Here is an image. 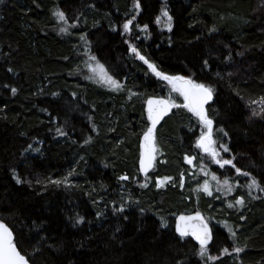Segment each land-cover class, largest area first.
<instances>
[{"label": "trees", "instance_id": "16d2710c", "mask_svg": "<svg viewBox=\"0 0 264 264\" xmlns=\"http://www.w3.org/2000/svg\"><path fill=\"white\" fill-rule=\"evenodd\" d=\"M139 4L138 12L134 0L0 6V217L32 264H264V113L252 116L264 97V0ZM165 4L171 30L156 23ZM90 56L122 87L98 82ZM140 56L212 88L205 110L214 140L229 149L217 159L235 167L198 147L207 128ZM151 96L180 107L159 125L155 165L143 175ZM213 174L233 185L229 197L204 191ZM253 177L260 188L248 187ZM242 194L244 206L226 205ZM195 210L214 228L203 257L174 227L179 213Z\"/></svg>", "mask_w": 264, "mask_h": 264}, {"label": "snow or ice", "instance_id": "6c2138e0", "mask_svg": "<svg viewBox=\"0 0 264 264\" xmlns=\"http://www.w3.org/2000/svg\"><path fill=\"white\" fill-rule=\"evenodd\" d=\"M134 8L137 10V12L140 9L139 0H134ZM55 17L58 21H62L65 24H67V18L65 16V13L63 11L57 10L54 13ZM166 17V26L169 30H171V21L172 16L169 15L166 4L162 6L161 8V15L156 17V23H161V18ZM135 19V16L132 17V19L127 20L123 28L125 31L130 30V25L132 24V21ZM148 25H144L142 30H147ZM61 32H67V27H62L60 29ZM84 37H81L83 39ZM133 53H139L137 52V49L135 47H132L130 49ZM141 60H144L146 64H148V67L152 70L153 73L157 77H160L164 81H167L168 84L172 86V90L180 93V95L184 98V105L183 107H186L189 109V111L193 112L200 120V122L207 128L206 133H202L200 138L197 141L198 147L202 148L206 153H209L214 160L215 163L219 164L221 167H224L225 165H232V167H235L233 164V161L231 159H217L219 156V152L215 149V141L213 140V120L209 119L206 110H205V104L212 99V88L210 86H206L203 83H197L190 77H184L181 75H167L157 69V67L154 64L149 63L144 56L139 57ZM90 60L95 61V66L92 64H88L87 66L98 75V82H102L105 84H108L109 86L119 89L122 87V85L115 80L111 75L108 74L107 70L104 68V65L100 64L98 60H96L95 56H90ZM207 63V62H205ZM89 79H92V77H88ZM12 92L15 93L16 89L13 88ZM251 103H257V101H252ZM262 105L260 108V111L257 112L255 109L252 111V116H260L262 113H264V97H261L258 101ZM148 105V118L152 121V126L147 129V131L144 133V141H145V147L146 151L142 153L140 158V167L141 170L144 172H147L148 168L152 164V151L154 150L151 147V141L153 140V133L155 125L158 123L161 116H163L167 111H169L173 107H180V105H176L174 103H171L169 100L165 99H148L147 101ZM222 131V129H221ZM57 132L63 135L64 133L61 132L60 129H57ZM226 136L227 133H224ZM87 142V141H86ZM31 147V145H29ZM223 151L227 152L229 149L221 145L220 146ZM38 151V150H37ZM191 163V159L188 161ZM237 173H241V169L236 168ZM242 175L248 176L249 173L243 172ZM71 175V173H69ZM15 176V173H14ZM17 180V183H20L19 177H15ZM215 179V177H213ZM65 180L67 177L64 178ZM121 179H127V177H121ZM170 178H165V180ZM63 181L56 180L51 181V183L59 185ZM161 181L160 183H162ZM227 183V181H225ZM147 186V185H145ZM159 186V185H158ZM249 188H260V184L256 180V178H252L251 183L248 185ZM231 191V188L228 189ZM262 191H264V188H261ZM204 191L208 193V195H211V192L208 189L207 182H205L204 185ZM243 198H239L236 200V204H243ZM229 207H233L232 204H229ZM122 210V209H121ZM188 220H196L199 221L200 226L199 227H192L191 235L195 236L196 240L199 242L200 245V256L207 255L208 249L207 245L209 241L212 239L211 231L208 228L207 223L203 221V218L200 216L199 213L196 214L195 217H185L180 216L179 221L181 223H178L176 226V231L179 232L181 237H185L189 235V229L188 226L183 223ZM83 221V217H78L76 222L80 223ZM229 232H232V229L229 228ZM235 235V233H232ZM235 252H240V248H235ZM224 253L228 252V249H223ZM209 260H214L216 257L208 256ZM0 264H29L28 259H26L25 255H22L20 251L17 250V246L14 243L13 238V232L10 230L7 224H5L3 221H0Z\"/></svg>", "mask_w": 264, "mask_h": 264}, {"label": "water", "instance_id": "95a60500", "mask_svg": "<svg viewBox=\"0 0 264 264\" xmlns=\"http://www.w3.org/2000/svg\"><path fill=\"white\" fill-rule=\"evenodd\" d=\"M165 99V100H169V98L165 97V96H151L149 97L148 99ZM148 99L146 100L145 102V111H146V117H147V120H148V128L152 126V121L149 120L148 118V105H147V101ZM170 101V100H169ZM211 100H209L206 104H205V108H206V105L210 102ZM171 102V101H170ZM172 103V102H171ZM174 107L171 108L169 111H167L163 116H161V118L159 119L158 123L155 125V128H154V133H153V140L151 141V147L154 149L152 151V164L151 166L148 168L147 172H144L141 170V167H140V158H141V155L142 153H144L146 151V147H145V141H144V134L141 138V142H140V158H139V170L141 172V174L143 175H146L148 174L153 168H154V165H155V161H156V155H157V145H156V133H157V129L159 127V125L163 122V120L172 113ZM147 128V129H148ZM147 131V130H146ZM145 131V132H146ZM199 213L200 216L203 218V221L205 223H207L208 225V228L210 229L211 231V235H212V239L209 241L208 245H207V248L211 246L213 240H214V228H213V225L211 224V222L208 220V218L206 217V215L201 211V210H195V211H192V212H182V213H179L176 218H175V223H174V227H175V231H176V226L178 223H181L179 221V217L180 216H185V217H195L196 214ZM0 221H3L5 224H7L1 217H0ZM185 223L187 226H188V229H189V235L188 236H185V237H189L191 238L196 244L199 245V242L196 240L195 236L191 235V230H192V227H199L200 224H199V221H196V220H188V221H185L183 222ZM8 225V224H7ZM8 227L10 228V230L13 232V238H14V243L16 244L15 242V235H14V231L12 230V228L8 225ZM176 233L180 236L179 232L176 231ZM17 246V250L20 251L18 245L16 244ZM200 246V245H199ZM20 253L22 254V252L20 251ZM24 255V254H22ZM26 259L27 256H25ZM29 261V264H32V262L28 259Z\"/></svg>", "mask_w": 264, "mask_h": 264}, {"label": "rangeland", "instance_id": "374dc122", "mask_svg": "<svg viewBox=\"0 0 264 264\" xmlns=\"http://www.w3.org/2000/svg\"><path fill=\"white\" fill-rule=\"evenodd\" d=\"M6 2V0H0V6L2 5V4H4ZM263 5V2H261V6ZM161 15V14H160ZM159 25H160V28H162L163 30H169L168 29V27L166 26V17H162L161 18V23H159ZM62 27H59V30L61 29ZM171 28H172V22H171ZM132 47H135L133 44H132V46H131V48ZM168 90H169V92L171 93V95L172 96H174V97H182L183 98V96L182 95H180V93H178V92H176V91H173L172 90V86L170 85L169 87H168ZM170 99V98H169ZM184 99V98H183ZM172 100V102H173V99H170V101ZM260 107V106H259ZM262 107V106H261ZM260 107V108H261ZM254 108H258V107H254ZM260 108H258L257 109V111L259 112V110H260ZM213 138V137H212ZM213 140H214V138H213ZM215 141V140H214ZM216 142V141H215ZM157 145V144H156ZM214 147H215V149L219 152V155H220V153L222 152V151H220L219 150V148H220V146H219V144L216 142L215 143V145H214ZM158 149V148H157ZM158 153V152H157ZM165 152L163 151V154H164ZM211 156V155H210ZM139 158H140V156H139ZM138 165H139V162H138ZM213 177H215V179L213 178V177H211V178H209L208 179V182H207V186H208V189H209V191L211 192V194H219V195H221V196H227V197H229L231 194H232V190H234V188H233V185L232 184H230L227 180H224V179H222V180H219L218 178H216L217 176L216 175H212ZM225 181H227V183H225ZM229 188H231V191H229L228 189ZM256 188V187H255ZM242 198H246V200H249L250 199V196L248 197V196H245L244 194H242V196H241ZM240 197V198H241ZM243 204L242 205H240V204H236V200H233V201H228V200H226V205L228 204H232L234 207H236V208H239V207H241V206H244L246 203H245V200L243 199ZM248 202V201H247Z\"/></svg>", "mask_w": 264, "mask_h": 264}]
</instances>
